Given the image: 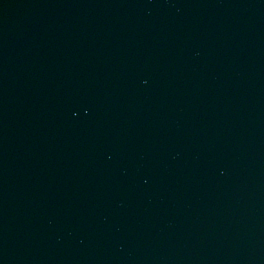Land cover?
I'll return each mask as SVG.
<instances>
[{
  "label": "water",
  "instance_id": "95a60500",
  "mask_svg": "<svg viewBox=\"0 0 264 264\" xmlns=\"http://www.w3.org/2000/svg\"><path fill=\"white\" fill-rule=\"evenodd\" d=\"M0 264H264V0H0Z\"/></svg>",
  "mask_w": 264,
  "mask_h": 264
}]
</instances>
